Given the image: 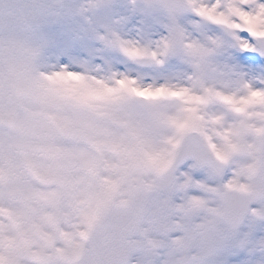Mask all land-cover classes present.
Here are the masks:
<instances>
[{
    "label": "snow or ice",
    "instance_id": "snow-or-ice-1",
    "mask_svg": "<svg viewBox=\"0 0 264 264\" xmlns=\"http://www.w3.org/2000/svg\"><path fill=\"white\" fill-rule=\"evenodd\" d=\"M0 264H264V0H0Z\"/></svg>",
    "mask_w": 264,
    "mask_h": 264
}]
</instances>
